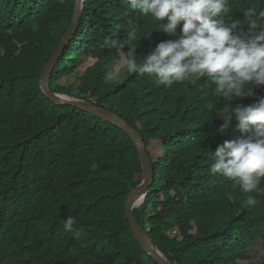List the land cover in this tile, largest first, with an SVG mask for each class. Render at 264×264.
Here are the masks:
<instances>
[{
  "label": "trees",
  "instance_id": "trees-1",
  "mask_svg": "<svg viewBox=\"0 0 264 264\" xmlns=\"http://www.w3.org/2000/svg\"><path fill=\"white\" fill-rule=\"evenodd\" d=\"M75 5L76 0H0V264H158L141 247L125 210L143 181L133 140L91 113L55 104L40 87L70 30ZM230 7L225 21H243L249 9L264 11V0H231ZM129 20L138 28V55L169 39L153 32L155 23L127 0H85L51 91L111 110L140 132L155 183L134 214L171 263L251 262L252 254L264 251V178L255 191L243 193L210 173L211 155L241 135L238 122L214 137L225 101L212 92L204 96L203 80L165 88L146 74L122 73L106 83L117 52L105 41H126ZM74 75L76 81L64 86ZM261 96L264 86L234 103L248 105ZM249 195L257 200L254 206L245 203ZM69 215L76 220L71 232L64 228ZM175 229L180 235H172Z\"/></svg>",
  "mask_w": 264,
  "mask_h": 264
},
{
  "label": "clouds",
  "instance_id": "clouds-1",
  "mask_svg": "<svg viewBox=\"0 0 264 264\" xmlns=\"http://www.w3.org/2000/svg\"><path fill=\"white\" fill-rule=\"evenodd\" d=\"M127 2L155 23L153 32L166 33L169 39L159 42L149 54L138 55L139 44H133L138 28L129 20L126 41H105V47L116 49L117 56L107 66L104 81L112 83L122 73L146 74L155 86L165 88L203 80L199 91L204 96L212 92L225 101L217 113L223 124L213 131L214 137L223 135L233 120L241 133L225 140L211 155L210 173L228 178L243 193L255 191L264 178V96L248 105L234 102L254 96L255 89L264 86V11L249 9L243 21L226 22L231 0ZM138 57H142L139 62ZM245 203L254 206L257 200L249 195ZM75 223L73 216H67L65 230L73 231ZM75 234H80L78 229Z\"/></svg>",
  "mask_w": 264,
  "mask_h": 264
},
{
  "label": "water",
  "instance_id": "water-1",
  "mask_svg": "<svg viewBox=\"0 0 264 264\" xmlns=\"http://www.w3.org/2000/svg\"><path fill=\"white\" fill-rule=\"evenodd\" d=\"M85 0H76L75 11L73 16V22L70 27L68 34L65 36L60 48L55 53L52 60L48 63L46 68L42 73V77L40 79V87L44 95L58 105H68L75 108H78L82 111L91 113L100 119L109 122L120 129H122L130 138L133 140L139 155L140 160L142 162L143 167V181L141 185H139L136 189L132 190L128 197V202L126 205V214L127 219L131 225L133 233L140 243L143 250L151 256L154 261L158 264H173L171 263L167 257L157 248L154 244V241L151 239L149 233L145 231V229L138 223L134 211L140 208L145 202L151 191V188L155 183V170L153 165V160L149 156L145 144L144 139L140 132L127 123L121 116L116 114L115 112L103 109L98 107L96 104L80 99H76L71 96L57 94L51 91L50 83L53 76L54 69L61 59V56L64 50L71 43L74 35L78 31L80 26V19L84 11ZM142 203V204H141ZM140 204V205H139Z\"/></svg>",
  "mask_w": 264,
  "mask_h": 264
},
{
  "label": "rangeland",
  "instance_id": "rangeland-1",
  "mask_svg": "<svg viewBox=\"0 0 264 264\" xmlns=\"http://www.w3.org/2000/svg\"><path fill=\"white\" fill-rule=\"evenodd\" d=\"M87 66L84 65H81L79 67V69H77V75H82V73L86 70ZM77 75H74L70 78H67L64 82H63V85L64 86H68L70 85L73 81H76V76ZM151 151L153 153V155H156V154H159L160 151H159V143L158 142H154L152 144V147H151ZM172 235L173 236H178L180 235L179 231L177 229L173 230L172 231ZM242 264H264V251H262L260 254L258 253L257 255L255 254H252V261L251 262H243Z\"/></svg>",
  "mask_w": 264,
  "mask_h": 264
},
{
  "label": "bare ground",
  "instance_id": "bare-ground-1",
  "mask_svg": "<svg viewBox=\"0 0 264 264\" xmlns=\"http://www.w3.org/2000/svg\"><path fill=\"white\" fill-rule=\"evenodd\" d=\"M142 204V203H141ZM140 205V204H139Z\"/></svg>",
  "mask_w": 264,
  "mask_h": 264
}]
</instances>
